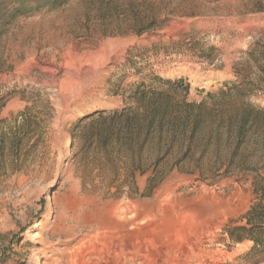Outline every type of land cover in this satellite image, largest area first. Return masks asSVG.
<instances>
[{
    "label": "rangeland",
    "instance_id": "1",
    "mask_svg": "<svg viewBox=\"0 0 264 264\" xmlns=\"http://www.w3.org/2000/svg\"><path fill=\"white\" fill-rule=\"evenodd\" d=\"M262 111L264 0H0V264H264Z\"/></svg>",
    "mask_w": 264,
    "mask_h": 264
},
{
    "label": "trees",
    "instance_id": "2",
    "mask_svg": "<svg viewBox=\"0 0 264 264\" xmlns=\"http://www.w3.org/2000/svg\"><path fill=\"white\" fill-rule=\"evenodd\" d=\"M188 107L187 116H196L189 110L191 107H195L193 103H185ZM203 104H199L202 106ZM252 106H248L240 115V121L236 129V137L238 143H242L245 136V127L249 122V115ZM264 112V111H262ZM103 115V112H101ZM92 115L87 116L89 118ZM188 119V118H187ZM198 120L193 119L191 122V131L189 134L190 144H193L195 139V129L197 127ZM238 155L237 149L233 151L229 158V161H233ZM254 193L257 200L251 205L250 209L241 217L243 223L237 225H229L227 227V233L232 241L242 242L249 240L253 242L250 253L251 254H264V175L257 174L253 181Z\"/></svg>",
    "mask_w": 264,
    "mask_h": 264
},
{
    "label": "bare ground",
    "instance_id": "3",
    "mask_svg": "<svg viewBox=\"0 0 264 264\" xmlns=\"http://www.w3.org/2000/svg\"><path fill=\"white\" fill-rule=\"evenodd\" d=\"M116 262V261H115ZM118 263V262H117Z\"/></svg>",
    "mask_w": 264,
    "mask_h": 264
}]
</instances>
